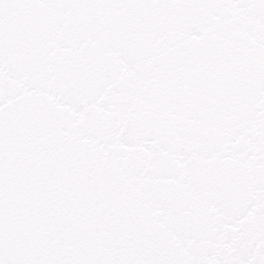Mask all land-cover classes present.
I'll list each match as a JSON object with an SVG mask.
<instances>
[{
    "label": "snow or ice",
    "instance_id": "obj_1",
    "mask_svg": "<svg viewBox=\"0 0 264 264\" xmlns=\"http://www.w3.org/2000/svg\"><path fill=\"white\" fill-rule=\"evenodd\" d=\"M0 264H264V0H0Z\"/></svg>",
    "mask_w": 264,
    "mask_h": 264
}]
</instances>
